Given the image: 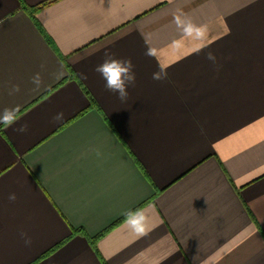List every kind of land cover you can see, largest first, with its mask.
Masks as SVG:
<instances>
[{
  "label": "crops",
  "instance_id": "0c3cea01",
  "mask_svg": "<svg viewBox=\"0 0 264 264\" xmlns=\"http://www.w3.org/2000/svg\"><path fill=\"white\" fill-rule=\"evenodd\" d=\"M21 1L47 0H0V264H264V0ZM106 54L134 65L125 101Z\"/></svg>",
  "mask_w": 264,
  "mask_h": 264
},
{
  "label": "clouds",
  "instance_id": "9594fccd",
  "mask_svg": "<svg viewBox=\"0 0 264 264\" xmlns=\"http://www.w3.org/2000/svg\"><path fill=\"white\" fill-rule=\"evenodd\" d=\"M178 27H180L186 36H192L195 34L197 37L203 36L204 29L193 24L190 20H182L179 16L174 17ZM145 55L153 56L154 51L151 47H148L145 51ZM207 59L215 61V56L209 52ZM43 67V66H42ZM102 79L105 81V88L109 92H112L118 96L121 101H125L128 97V87L134 85L136 80V74L134 71V65L131 59H119L111 55L106 54L103 61L97 64L94 68ZM163 70L154 72L152 78L154 80H160L164 78L166 73ZM33 84L36 86V90H39L42 85V79L40 73H36L32 78ZM20 91L19 85H13L9 90V95H13ZM20 110V106L16 105L10 108H4L0 110V125L9 127L17 122V115ZM59 121L63 119V113H57L54 117ZM19 133H25L28 131L27 124H22L18 128L14 129ZM96 155L100 157L102 154L97 149ZM10 200H15V194L9 195ZM125 220L129 228L138 236L147 234L148 231V219L144 212L139 209L127 210L124 212ZM22 238L26 245L31 244V238L27 237L26 233H21Z\"/></svg>",
  "mask_w": 264,
  "mask_h": 264
},
{
  "label": "trees",
  "instance_id": "16d2710c",
  "mask_svg": "<svg viewBox=\"0 0 264 264\" xmlns=\"http://www.w3.org/2000/svg\"><path fill=\"white\" fill-rule=\"evenodd\" d=\"M54 1H56V0H47V1H44V2H42V3H40V4H38V5H33V6H31V5H28V4H26V3H24L23 1H21L22 2V7L24 8V10L35 20V14L40 10V9H42L43 7H45V6H47L48 4H50V3H52V2H54ZM73 75V74H72ZM86 92H87V90H86ZM89 94V93H88ZM90 96V100H91V103H92V105L93 106H96L97 104H96V102L94 101V99L91 97V95H89ZM121 220H123V219H121ZM120 220V221H121ZM120 221H117V222H115L113 225H111L108 229H106L105 231H103V232H101V233H99L97 236H95V237H88V239H89V241H90V244L92 245V247L94 248V250L95 251H97V253H98V255L100 256V254H99V252H98V248H97V242H98V240H99V238L101 237V236H103L106 232H108L111 228H113L114 226H116ZM61 244H63V242L62 243H60V244H58L55 248H57V247H59ZM55 248H52L50 251H49V253L50 252H52ZM49 253H47V254H49ZM100 258H102L101 256H100Z\"/></svg>",
  "mask_w": 264,
  "mask_h": 264
}]
</instances>
